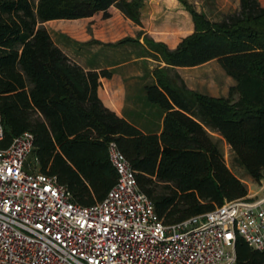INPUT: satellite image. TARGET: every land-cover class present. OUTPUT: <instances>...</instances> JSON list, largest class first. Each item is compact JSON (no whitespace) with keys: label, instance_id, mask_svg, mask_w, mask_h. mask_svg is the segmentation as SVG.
Masks as SVG:
<instances>
[{"label":"trees","instance_id":"16d2710c","mask_svg":"<svg viewBox=\"0 0 264 264\" xmlns=\"http://www.w3.org/2000/svg\"><path fill=\"white\" fill-rule=\"evenodd\" d=\"M144 1L0 0V147L30 131L39 170L57 176L75 202L92 205L118 180L109 156L115 142L159 217L174 224L249 195L248 185L227 164L221 141L230 146L233 166L256 183L264 181V6L240 0L239 10L213 20L195 3L179 0L192 16L194 31L174 49L145 35L144 53L165 64L153 70L155 82L145 86L147 101L164 115L163 129L145 133L100 99V78L113 71L85 69L44 25L98 12L108 17L116 6L143 26ZM143 32L115 43L92 39L87 44L141 45ZM212 60L235 82L227 96L193 90L179 75H170L175 67ZM235 251L234 264H264V249L239 234Z\"/></svg>","mask_w":264,"mask_h":264},{"label":"built area","instance_id":"2783aa9c","mask_svg":"<svg viewBox=\"0 0 264 264\" xmlns=\"http://www.w3.org/2000/svg\"><path fill=\"white\" fill-rule=\"evenodd\" d=\"M33 148L30 131L0 147V264H234L238 234L264 249V194L165 224L115 142L109 156L118 180L92 205L27 163Z\"/></svg>","mask_w":264,"mask_h":264},{"label":"crops","instance_id":"0c3cea01","mask_svg":"<svg viewBox=\"0 0 264 264\" xmlns=\"http://www.w3.org/2000/svg\"><path fill=\"white\" fill-rule=\"evenodd\" d=\"M259 1L261 5L264 6V0ZM177 4H181L179 0L177 1ZM219 4L221 5H216L218 9L226 14L235 12L240 9V0H225L224 4ZM203 8L208 17H210L211 19L220 20L222 18L221 17L218 19L208 14V12L206 11V7ZM199 9L201 10V7H199ZM181 12V16L183 18L180 23L174 24L170 27V30H168V32L162 33H157L153 29H150L148 27L145 28L146 23L143 18L142 22L144 27L136 24L131 19L125 16L128 21L133 23L134 27L133 32L127 36L136 37V33L141 30L144 31L140 38L141 45H137L134 43L116 45L113 46V49H111L110 52L112 53H107L105 49L99 47L94 52L90 51L88 55V45L86 41L89 39H83V41L86 43H78V46L75 49L77 50L75 52L76 54H73L75 56L74 60L80 63L87 70L94 69L99 71L101 69L106 68L113 71V75L111 77L100 78L101 83L98 88V95L100 99L106 107L114 111L119 116L126 118L128 121L135 124L145 133H161L163 129L164 115L157 105L151 104L147 101L145 86L147 84L155 82V78L152 73L153 66L150 64V62L156 60H154L148 54L144 53V47L146 46L144 37L145 35H149L156 41H162L167 43L168 46L172 49L176 48L184 37L194 31V22L191 14L186 9L181 10ZM55 20L67 19H54L44 22V25L48 28L54 40L55 38L53 36V31L49 28L48 24ZM64 30L71 32L68 26H66V29ZM95 31L96 33L93 36L94 39L103 43H115L121 39L112 38L113 35L106 31L104 28H99ZM64 34L65 36H68L67 39L71 40V42H75L71 39L73 37H71L68 33ZM69 40L63 41V39H61L59 43H57L56 40L55 42L60 48L63 49L65 53L71 56V53L69 52V43L71 42ZM81 51H84L83 57H81L80 55ZM123 52L125 53V55H122ZM208 63L209 62L194 67L175 68H197L205 66ZM159 64L165 65L164 63ZM212 134L214 136L220 137L217 133L212 132ZM35 161L37 162L36 159ZM36 165L38 167V163H36Z\"/></svg>","mask_w":264,"mask_h":264},{"label":"rangeland","instance_id":"374dc122","mask_svg":"<svg viewBox=\"0 0 264 264\" xmlns=\"http://www.w3.org/2000/svg\"><path fill=\"white\" fill-rule=\"evenodd\" d=\"M189 1L195 3L198 10H200L199 7H201V10L204 11L203 7H206V11L208 12V14L218 19L226 14L220 11L216 6L221 5L219 3L224 4L225 0ZM181 10H185L181 4H170L166 0H145L142 7V18L146 23L145 28L148 27L150 29H153L157 33L168 32L171 26L180 23V21L182 20L183 17L181 16ZM108 11L110 13V16L108 17H104L103 12H98L91 17L77 20H55L48 25L49 28L53 31V36L57 43H59L61 39H63V41L69 40L67 39L68 36H65L64 33H68L71 37H73L71 39L75 42H71V40H69L71 42L69 43V52L71 53V58L75 59L74 55L77 51L75 49L78 46V43H86L94 39L93 36L96 33V29L104 28L106 31L113 35L112 38L114 39L125 37L133 32V23L128 21L125 15L116 6H111ZM66 26L70 28L71 32L64 30L66 29ZM83 39L89 40L84 42ZM87 45L88 55L90 51L94 52L99 47L105 49L107 53H112L110 51L111 49H113V46H107L99 43H92ZM80 53L81 57H83L84 51H81ZM122 55H125V53L123 52ZM153 59L156 61L150 62V64L153 66L152 70L161 65L159 64L160 62L157 59ZM170 75L175 78L177 77V75H179L180 78L185 81L189 88L214 96H227L231 85L235 83L233 78L226 74V72L216 60L209 62L205 66L197 68H175L170 71ZM179 80L177 78V81ZM220 146L223 150L226 162L229 167L248 185L249 194L255 196L263 195L264 181L262 183H256L252 181L247 175H245L244 171L241 168L233 166L231 163L232 152L230 146L225 141H221ZM27 163H35L33 154L29 155Z\"/></svg>","mask_w":264,"mask_h":264}]
</instances>
